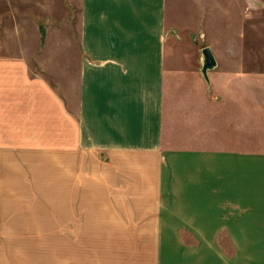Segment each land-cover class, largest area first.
I'll return each instance as SVG.
<instances>
[{
	"label": "crops",
	"instance_id": "1",
	"mask_svg": "<svg viewBox=\"0 0 264 264\" xmlns=\"http://www.w3.org/2000/svg\"><path fill=\"white\" fill-rule=\"evenodd\" d=\"M6 1L0 179L57 156V264H264V72L215 61L204 95L164 0Z\"/></svg>",
	"mask_w": 264,
	"mask_h": 264
},
{
	"label": "rangeland",
	"instance_id": "2",
	"mask_svg": "<svg viewBox=\"0 0 264 264\" xmlns=\"http://www.w3.org/2000/svg\"><path fill=\"white\" fill-rule=\"evenodd\" d=\"M258 1L259 5L250 0H164L165 28L175 29L170 34L164 32L165 45L175 47L169 53L184 70L194 63L202 78L204 95L206 90L212 94L222 91L220 81L224 78L222 72L220 74L221 67L210 68L203 76L200 56L204 47L211 49L218 63L231 58L242 60L244 77L252 75L253 65L264 72V0ZM250 105L244 97L242 106L246 117L245 110ZM210 110L212 122L214 112L219 110L218 103L210 102ZM210 135L214 141L218 138L217 130H211ZM243 149L249 150V147ZM52 158L50 172L47 164H41L40 171L37 167L30 172L13 170L14 177L0 179V264H41L42 259L58 263L59 230L35 227L46 221V224L49 221H52L49 224H57L58 213L41 212L43 206H53L59 200L57 156ZM25 166L31 168L32 165ZM21 174L40 175V178L17 177Z\"/></svg>",
	"mask_w": 264,
	"mask_h": 264
},
{
	"label": "water",
	"instance_id": "3",
	"mask_svg": "<svg viewBox=\"0 0 264 264\" xmlns=\"http://www.w3.org/2000/svg\"><path fill=\"white\" fill-rule=\"evenodd\" d=\"M202 53V69L201 72L203 76L205 77L206 71L210 68L215 67V59L208 47H204L201 51Z\"/></svg>",
	"mask_w": 264,
	"mask_h": 264
}]
</instances>
